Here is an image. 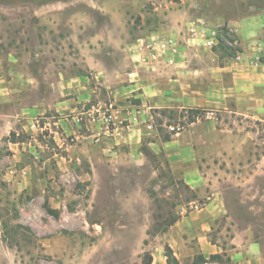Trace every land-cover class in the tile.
Listing matches in <instances>:
<instances>
[{
  "label": "rangeland",
  "instance_id": "1",
  "mask_svg": "<svg viewBox=\"0 0 264 264\" xmlns=\"http://www.w3.org/2000/svg\"><path fill=\"white\" fill-rule=\"evenodd\" d=\"M179 1L0 0V74L11 79L16 67L43 80L52 60L83 71L80 49L106 48L114 21L125 20L131 34L156 29L163 8L172 12ZM217 34L218 56L225 42L236 54L232 32L221 27ZM9 102L0 103V264H144L147 253L152 264H168L166 244L179 264H264V122L203 110L200 164L209 184L200 198L161 155L132 166L99 165L96 181L85 179L88 165L75 167L49 129L17 133L22 123ZM186 114L160 113L156 125L183 131ZM75 141L70 134L67 142ZM212 190L228 210L208 233L218 252L171 229L188 201L202 205Z\"/></svg>",
  "mask_w": 264,
  "mask_h": 264
},
{
  "label": "crops",
  "instance_id": "2",
  "mask_svg": "<svg viewBox=\"0 0 264 264\" xmlns=\"http://www.w3.org/2000/svg\"><path fill=\"white\" fill-rule=\"evenodd\" d=\"M171 8H163L164 22L156 29L135 34L125 30V20L114 21L106 48L80 49L83 71L71 70L67 60H52L43 80L16 67L11 79L2 72L0 103L11 100L13 119L22 123L17 133L49 129L75 167L88 165L85 179L92 182L99 165L144 163L146 141L201 198L209 184L200 164L201 120L164 141L156 115L163 109L216 107L264 122V0H180ZM221 27L234 35L236 54L218 56L204 45ZM167 36L175 39L174 52L159 47ZM104 111L112 116L109 124L101 118ZM70 134L74 143L67 142ZM198 201H188L171 229L176 236L194 234L206 242L205 250L218 252L208 233L228 214L225 200L212 190L202 205Z\"/></svg>",
  "mask_w": 264,
  "mask_h": 264
},
{
  "label": "trees",
  "instance_id": "3",
  "mask_svg": "<svg viewBox=\"0 0 264 264\" xmlns=\"http://www.w3.org/2000/svg\"><path fill=\"white\" fill-rule=\"evenodd\" d=\"M224 31H228V29L226 27L223 28ZM224 52L228 55H233L234 53L230 52V46H228V44H226V42L224 43ZM170 109H163V110H160V113H163L165 114L167 111H169ZM172 111V110H170ZM175 111H173L174 113ZM188 114H186V118L188 119V121L191 123V122H194L196 121L199 116L203 113V110L199 109V108H191L187 111ZM183 114L181 113V115L179 116H182ZM170 118L172 116H169ZM173 118V117H172ZM158 129L159 131L162 133V139L164 141H169L171 138H172V135L175 134L177 131H172V132H163V128L161 126H158ZM15 135V134H14ZM141 150L142 152L145 154V156L150 159V160H156L157 157H159V155L163 156L164 157V153H160V154H157L155 153L147 143H143L142 144V147H141ZM189 187V186H188ZM173 224V223H172ZM165 254L167 256V261H168V264H179L178 263V260L176 259V256L174 255V251L172 249V247L169 245V244H166V247H165ZM212 257H221L220 254H214ZM153 262V255L151 253H147L146 254V257L144 259V264H152ZM194 264H197V263H194Z\"/></svg>",
  "mask_w": 264,
  "mask_h": 264
},
{
  "label": "built area",
  "instance_id": "4",
  "mask_svg": "<svg viewBox=\"0 0 264 264\" xmlns=\"http://www.w3.org/2000/svg\"><path fill=\"white\" fill-rule=\"evenodd\" d=\"M218 41H219V38H218V34L216 32L213 35V37H208V39L206 40L204 45L207 46V47L213 48L214 45H216ZM234 43H236V40H234ZM159 47L163 51L168 50L170 52H174L176 50V48H177V45H176V42H175L174 38H172L170 36H167L165 39H163L160 42ZM111 117L112 116H111L110 112H107V111L102 112L101 118L105 122H107L108 124L110 123ZM81 121H82V118L80 116H78L77 117V122H81Z\"/></svg>",
  "mask_w": 264,
  "mask_h": 264
}]
</instances>
